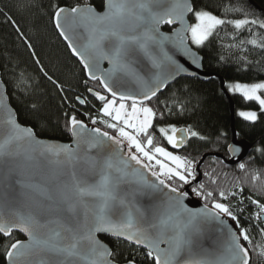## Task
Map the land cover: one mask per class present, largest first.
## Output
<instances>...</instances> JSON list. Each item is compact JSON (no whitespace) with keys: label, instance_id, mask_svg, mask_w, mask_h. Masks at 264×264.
I'll use <instances>...</instances> for the list:
<instances>
[{"label":"snow or ice","instance_id":"obj_1","mask_svg":"<svg viewBox=\"0 0 264 264\" xmlns=\"http://www.w3.org/2000/svg\"><path fill=\"white\" fill-rule=\"evenodd\" d=\"M52 7L51 22L83 66L84 88L93 101L76 95L79 105L91 106L78 112L72 105V114L65 113L71 143L44 141L32 127L17 123L8 102L9 88L27 94L31 81L23 71L10 81L0 78V187L19 189L17 196H0V236L12 240L6 247L8 264H117L100 234L142 249L150 264H250L253 226L245 227L239 218L244 211V185L237 180L231 188L219 187L212 174L215 169L202 171V156L174 151L184 149L191 138H207L190 126H158L157 121L184 108L180 102L169 105L159 99L169 80L187 72L177 54L199 68L201 57L194 47H205L213 37L223 50L243 52L245 43L264 49V36L254 31H264V20L246 15L226 20L195 10L190 0H105L103 12L88 4ZM189 13L194 23L188 22ZM226 24L235 30L233 43H223L219 36V28ZM165 25L170 32L161 30ZM245 28L251 38L235 43ZM219 59L226 57L221 54ZM240 59L250 63L244 56ZM35 63L64 93V85L48 74L38 58ZM227 89L257 102L264 111V82L229 83ZM238 114L248 121L257 119L255 111ZM156 132L172 150L158 142ZM229 152L235 156L240 149L229 145ZM37 158L54 166L50 181L42 183L29 175ZM245 167L238 164L241 171ZM251 178L255 182L260 177L254 173ZM155 193H162L164 199L148 205L139 199L150 195L155 201ZM191 194L204 201L202 207L186 205ZM247 199L257 209L248 219L255 220L264 235V227H259L264 203ZM204 225L213 226L219 235L209 247L202 240ZM16 232L27 239H15Z\"/></svg>","mask_w":264,"mask_h":264},{"label":"trees","instance_id":"obj_2","mask_svg":"<svg viewBox=\"0 0 264 264\" xmlns=\"http://www.w3.org/2000/svg\"><path fill=\"white\" fill-rule=\"evenodd\" d=\"M195 10H207L223 19L245 18L264 20V0H252L256 8L247 0H191ZM76 6L88 4L96 10H101L103 0H0V76L4 80H11L21 71L31 81V87L24 91L13 92L9 88V103L16 112L20 124L32 127L40 138L69 142L70 134L65 127V113L72 114V105L78 112L86 111L91 105L81 106L75 101L76 95L87 96L90 101L93 98L84 88L86 76L77 61L70 55L57 34L50 16L53 5ZM240 8V12L227 11L229 8ZM10 16L11 20L6 17ZM192 21V15L189 17ZM19 26L18 32L16 26ZM164 30L171 29L165 27ZM264 36V31L254 29ZM219 36L224 37L223 43H233L231 35L235 30L231 25L221 26ZM21 33L23 35H21ZM250 33L247 28L242 30L235 43L247 40ZM32 45L31 48L28 44ZM245 51L238 48L223 50L217 37H213L210 44L201 49H196L202 57L204 71L216 74L224 79L227 84L232 82L256 83L264 82V49L256 48L250 44L243 45ZM35 52V57L33 56ZM223 54L226 59L221 61L219 56ZM247 58L250 63L245 65L240 59ZM38 58L49 75L64 85L65 92L61 93L41 72L40 66L35 63ZM89 86H95L89 82ZM23 87V86H22ZM71 89L72 91H69ZM67 96V102L64 97ZM234 104L233 126L238 139L246 140L252 144L251 153L242 161L246 165L241 171L238 164L226 166L220 159L213 161L208 157L202 166L203 170L212 172L218 177V186L231 188L237 180L244 185L243 214L239 217L245 227L253 226L250 231L252 246L250 248V264H264V235L256 227L255 220H249L251 214L257 211L251 205L248 197L260 200L264 203V111H261L255 101H245L239 94H230ZM160 101H167L169 105L180 102L184 105L183 111L174 110L172 114H166L163 121H157L158 126L173 124L177 127H191L205 140L191 138L184 149L174 150L178 154L201 157L207 153L222 154L227 157L226 149L231 140V112L228 99L221 92L219 81L216 78L203 82L196 78H181L166 87L159 94ZM32 105H35L33 109ZM161 111L162 104L156 105ZM238 110L256 111L255 121L245 120L237 115ZM87 123V120L85 121ZM158 142L164 146L167 142L155 133ZM170 148V146H169ZM260 149V151H258ZM259 174V179L252 181V175ZM203 179V176H202ZM253 184L255 185L253 187ZM190 191V189H189ZM193 197L204 203L203 200L192 194ZM259 227H264L260 222ZM15 239L22 237L14 233ZM112 251L117 263H125L130 259L135 264H150L143 255V250H134V246L117 239L100 236ZM12 240L0 236V264H4L6 247Z\"/></svg>","mask_w":264,"mask_h":264},{"label":"water","instance_id":"obj_3","mask_svg":"<svg viewBox=\"0 0 264 264\" xmlns=\"http://www.w3.org/2000/svg\"><path fill=\"white\" fill-rule=\"evenodd\" d=\"M190 2L192 3L191 0H190ZM247 2L251 6H253V7L256 8V6H255V4L253 3L252 0H247ZM81 6H83V5H81ZM104 10H105V0H103V7H102V9L101 10H96V11L97 12H103ZM191 15L192 14L189 13L188 14V17H187L189 23H190L189 17ZM165 27H168V28L171 29V27L165 25V26H163L161 28V30L164 31V32H170L171 31V30L170 31L164 30ZM172 27H179V25H173ZM56 32L58 34V31L57 30H56ZM59 37L62 40V42L64 43V45L67 47V41H65L63 39V37H61V36H59ZM67 49H68V47H67ZM194 50L197 51L196 49H194ZM68 51H69L70 55L77 61V63L79 64V66L83 70V66L80 64L79 59L77 57L73 56L71 54V51L69 49H68ZM198 55L201 57V55L199 53H198ZM176 59L182 65H184V67L187 69V72L181 73L180 75L176 76L175 79L169 80L168 83H167V85H166V87L169 86V85H171V84H173L174 82H176L177 80H179L181 78H189V79L196 78V79H198L200 81H203V82H206V81L210 80L211 78H216L219 81L221 92L224 94V96L228 99V102H229L230 112H231V122H232V124H231V140H230L229 145H232L234 148H239L240 149V152L237 153L235 156H232L230 154V152H229V145H228L227 146V149H226L227 157H225L222 154L207 153V154H203L202 155L204 161L208 157L215 156L217 159H220L223 162V164H225L226 166H234V165H237V164L241 163L251 153L252 144H250L246 140H242V139H238L237 138L236 131H235L234 126H233V120H234V114H235V112H234V104H233V101L231 99L230 93L226 89V82L224 81V79L222 77H220V76H218L216 74H212V73H209V72L204 71V69L202 67V57H201V60H200L201 67H199V68L195 67L187 57H184L182 55L177 54L176 55ZM103 66L104 67H107V63L105 62ZM83 72H84V70H83ZM0 78H1V76H0ZM166 87L162 90L161 93H163L165 91ZM8 102H9V100H8ZM10 107H11V105H10ZM13 112H14V116H15V118L17 120V115H16V112L14 111V109H13ZM17 123H19L18 120H17ZM20 125L22 127H28V126H24L22 124H20ZM69 134H70V132H69ZM70 138L71 139H70L69 142H60V141H57V140H50V139H45V138L38 137V139H41V140H44V141L56 142V143H61V144H63V143H71L72 142L71 134H70ZM7 167H8V165H7V162H6V165H5V168H4V171L5 172H7ZM53 167L54 166L49 165L46 161L37 158V161L35 162V166L32 167L29 170V175H34L35 178L37 180L41 181L42 183L43 182H48V181L51 180V173H52ZM201 178H202V176H201ZM18 192H19V189H18V187H15V186L13 188H11V189L9 187H7V186L0 187V196H3L5 198H11L13 196H17L18 195ZM153 195L157 198L155 201H153V198L150 195L141 196V197H139V199L145 205H148V204L153 203V202H160V201H162L164 199L162 193H155ZM185 203L191 209H198V208L202 207L203 204H204L200 200H198L195 197H193L192 194L185 201ZM261 222L264 224V221H261ZM16 233L19 234L22 237V240H26L27 239V237L23 233H19V232H16ZM100 236L107 237V238L117 239L116 237H113V236H110V235H106V234H100ZM217 239H219V235L215 231V229L213 228V226H211V225H204L203 226V236H202V240H203V243H204L205 247L212 246L213 241L214 240H217ZM117 240H120L122 242L128 243L127 241H125L123 239H117ZM161 247H165V245H161ZM4 264H8L6 257H5ZM22 264H23V262H22ZM117 264H127V262H125V263H117Z\"/></svg>","mask_w":264,"mask_h":264},{"label":"rangeland","instance_id":"obj_4","mask_svg":"<svg viewBox=\"0 0 264 264\" xmlns=\"http://www.w3.org/2000/svg\"><path fill=\"white\" fill-rule=\"evenodd\" d=\"M195 22V20H194V16L192 15V21H190V23H194ZM194 47V46H193ZM194 49H195V47H194ZM232 83H235V82H232ZM229 84V83H228ZM228 90V89H227ZM229 92V91H228ZM230 93V92H229ZM230 94H239V93H230ZM240 95V94H239ZM12 107V106H11ZM240 111H246V110H238V112H237V115L239 116V117H241L238 113L240 112ZM256 112V111H255ZM257 113V112H256ZM241 118H243V117H241ZM244 119V118H243ZM46 139V138H45ZM166 141V140H165ZM164 146H167L166 144L164 145ZM168 148H169V146H167ZM169 150H172L171 149V146H170V148H169Z\"/></svg>","mask_w":264,"mask_h":264}]
</instances>
